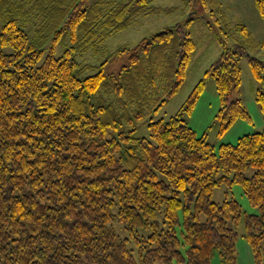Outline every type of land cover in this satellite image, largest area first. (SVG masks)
Instances as JSON below:
<instances>
[{
	"label": "trees",
	"instance_id": "1",
	"mask_svg": "<svg viewBox=\"0 0 264 264\" xmlns=\"http://www.w3.org/2000/svg\"><path fill=\"white\" fill-rule=\"evenodd\" d=\"M154 1L0 0V264H210L216 252L236 264L240 224L262 264L264 129L218 149L198 135L183 114L205 78L176 114L157 118L185 82L194 17L134 46H106L140 16L170 10ZM256 7L264 19V0ZM235 33L205 73L221 132L251 118L233 96L241 55L262 84L264 112V61L249 53L246 25ZM88 51L101 61L83 60ZM145 120L150 136H137ZM234 183L257 213L212 199Z\"/></svg>",
	"mask_w": 264,
	"mask_h": 264
},
{
	"label": "rangeland",
	"instance_id": "2",
	"mask_svg": "<svg viewBox=\"0 0 264 264\" xmlns=\"http://www.w3.org/2000/svg\"><path fill=\"white\" fill-rule=\"evenodd\" d=\"M154 5L170 10H161L140 16L131 26L108 37L106 46L110 50H115L122 45L134 46L141 39L154 32L175 25L177 22H185L188 16L194 17L188 28L197 46L193 52L185 82L180 91L158 112L157 118L164 117L167 119L176 114L186 103L197 83L205 78L203 90L200 92L192 111L183 114V117L197 131L198 135L206 134L207 139L218 149L222 143H236L238 138L244 134L263 130L264 112L257 101V91L262 87V84L253 75L246 54L239 58V64L242 68V84L233 92V96L242 100L251 118L237 119L225 132L220 131V124L216 119L221 104L215 79L213 76L205 75L207 69L220 57L225 47L232 46L240 40L239 33H235V28L239 24L246 25L251 32L252 45H248L249 53L264 61V48L259 46L264 38V19L256 7V0H209L206 1L205 5L196 0L186 2L183 0H155ZM26 23L27 27L34 32L35 23H28L27 21ZM82 59L93 62L101 61V57L92 51L85 53ZM135 134L137 136H150L146 120ZM232 197L241 203L245 212H258V208L251 204L239 183H234L231 187L227 184H221L214 189L212 195V199L217 202H223ZM203 217L205 216L203 215ZM117 227L119 226L117 225ZM178 232L182 236V226L178 227ZM243 232L244 225L240 224L236 264H256L252 248ZM182 250L185 253L186 246H183ZM210 264L229 263L223 262L216 252ZM262 264H264V259Z\"/></svg>",
	"mask_w": 264,
	"mask_h": 264
}]
</instances>
